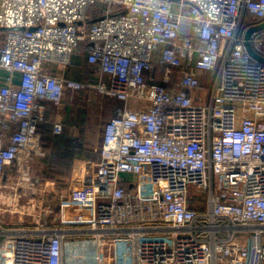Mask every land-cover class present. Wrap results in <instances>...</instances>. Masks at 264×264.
I'll return each mask as SVG.
<instances>
[{
	"label": "built area",
	"instance_id": "1",
	"mask_svg": "<svg viewBox=\"0 0 264 264\" xmlns=\"http://www.w3.org/2000/svg\"><path fill=\"white\" fill-rule=\"evenodd\" d=\"M263 21L264 0H0V264H264ZM79 48L94 83L62 75ZM67 91L115 106L62 195L31 164Z\"/></svg>",
	"mask_w": 264,
	"mask_h": 264
},
{
	"label": "crops",
	"instance_id": "2",
	"mask_svg": "<svg viewBox=\"0 0 264 264\" xmlns=\"http://www.w3.org/2000/svg\"><path fill=\"white\" fill-rule=\"evenodd\" d=\"M50 72L59 73L57 70ZM62 75L84 83L95 82L82 48L73 55L71 65L62 72ZM155 79L160 80L158 74ZM114 106L115 103L110 99L99 98L88 92L74 91H67L62 101L56 105L46 103L45 120L38 130L42 155L34 156V163L31 164L32 173L42 179L62 182L67 186L74 168L79 163H93L98 160L97 152L102 141V129L110 118ZM54 124L62 125L60 135L52 133ZM65 190L66 187L63 193ZM54 207L60 221L62 214L66 213L67 206L62 202H56Z\"/></svg>",
	"mask_w": 264,
	"mask_h": 264
},
{
	"label": "water",
	"instance_id": "3",
	"mask_svg": "<svg viewBox=\"0 0 264 264\" xmlns=\"http://www.w3.org/2000/svg\"><path fill=\"white\" fill-rule=\"evenodd\" d=\"M264 30V21L256 26V27H253V28H250L246 31V33L244 34V47H245V50L247 51V53L256 61H258L259 63L263 64L264 65V58L257 55L251 48L249 42H248V39L250 37V35L254 32H259V31H262Z\"/></svg>",
	"mask_w": 264,
	"mask_h": 264
},
{
	"label": "trees",
	"instance_id": "4",
	"mask_svg": "<svg viewBox=\"0 0 264 264\" xmlns=\"http://www.w3.org/2000/svg\"><path fill=\"white\" fill-rule=\"evenodd\" d=\"M245 20H246V23H250V22H251V18H250V16L246 15V16H245ZM34 159H35V158H34ZM33 163H34V162H33ZM55 182L58 184V192H59L60 194H65L66 190H65L64 193H63V191H64V188L67 187V186H65L62 182H58V181H55Z\"/></svg>",
	"mask_w": 264,
	"mask_h": 264
},
{
	"label": "rangeland",
	"instance_id": "5",
	"mask_svg": "<svg viewBox=\"0 0 264 264\" xmlns=\"http://www.w3.org/2000/svg\"><path fill=\"white\" fill-rule=\"evenodd\" d=\"M203 81H204V84H206V83H209L211 81V79L208 76H205L203 78Z\"/></svg>",
	"mask_w": 264,
	"mask_h": 264
}]
</instances>
